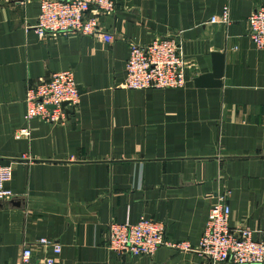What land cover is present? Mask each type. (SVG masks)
I'll use <instances>...</instances> for the list:
<instances>
[{
	"label": "crops",
	"instance_id": "crops-1",
	"mask_svg": "<svg viewBox=\"0 0 264 264\" xmlns=\"http://www.w3.org/2000/svg\"><path fill=\"white\" fill-rule=\"evenodd\" d=\"M101 20L113 36L39 39V0H0V165H13L0 202V264H21L39 240L62 248L63 264H210L197 252L214 206L230 226L264 239V49L248 19L264 0H119ZM230 10L231 23H212ZM176 38L190 62L184 89L127 90L129 44ZM224 61L217 87H198ZM73 70L80 105L65 125L28 122L27 91ZM22 130L27 135L21 136ZM164 222L152 256L108 247L111 222ZM53 256L37 248L35 258ZM231 264V263H228Z\"/></svg>",
	"mask_w": 264,
	"mask_h": 264
},
{
	"label": "built area",
	"instance_id": "built-area-1",
	"mask_svg": "<svg viewBox=\"0 0 264 264\" xmlns=\"http://www.w3.org/2000/svg\"><path fill=\"white\" fill-rule=\"evenodd\" d=\"M15 4H29L32 0H11ZM40 14L33 26L39 39L81 34L99 37L111 43L113 36L101 20L118 11L119 0H39ZM250 38L259 50L264 49V6L248 19ZM212 23L230 24V10L213 18ZM187 60L178 39L161 38L149 45L129 44L126 78L122 84L127 90L184 89L188 86ZM81 94L73 70L54 74L49 80L27 91L28 122L40 120L51 125H65L80 105ZM27 135L22 130L21 136ZM13 165H0V202L14 198L6 185L13 178ZM232 210L221 199L211 210L196 252L210 264H264V239L255 241L249 228L234 230L230 226ZM188 251V244H174L167 240L164 222L143 217L137 224L111 222L108 225V249L119 255L135 257L154 256L161 247ZM37 248L53 250V256L35 258ZM61 246L55 241L39 240L24 248L21 264H63Z\"/></svg>",
	"mask_w": 264,
	"mask_h": 264
},
{
	"label": "water",
	"instance_id": "water-1",
	"mask_svg": "<svg viewBox=\"0 0 264 264\" xmlns=\"http://www.w3.org/2000/svg\"><path fill=\"white\" fill-rule=\"evenodd\" d=\"M214 68L212 74H207L196 79L195 83L198 87H217L220 85V79L224 73V61L220 55L213 56Z\"/></svg>",
	"mask_w": 264,
	"mask_h": 264
}]
</instances>
